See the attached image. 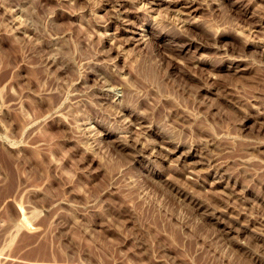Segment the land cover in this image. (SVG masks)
Returning a JSON list of instances; mask_svg holds the SVG:
<instances>
[{
	"label": "rangeland",
	"instance_id": "rangeland-1",
	"mask_svg": "<svg viewBox=\"0 0 264 264\" xmlns=\"http://www.w3.org/2000/svg\"><path fill=\"white\" fill-rule=\"evenodd\" d=\"M0 264H264V0H0Z\"/></svg>",
	"mask_w": 264,
	"mask_h": 264
}]
</instances>
